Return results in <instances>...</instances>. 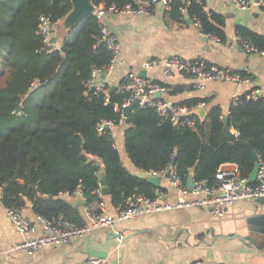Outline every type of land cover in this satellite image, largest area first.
Returning <instances> with one entry per match:
<instances>
[{
	"label": "trees",
	"instance_id": "obj_1",
	"mask_svg": "<svg viewBox=\"0 0 264 264\" xmlns=\"http://www.w3.org/2000/svg\"><path fill=\"white\" fill-rule=\"evenodd\" d=\"M133 1L91 0L95 6ZM180 5L177 2L169 10L174 19L182 16ZM71 9V0H0V190L5 207L23 211L29 200L36 215L63 216L83 225L80 206L64 194L81 185L86 196L82 206H92L103 174L115 208L124 207L136 193L155 197L161 186L126 166L111 128L98 130V124L105 122L126 123L125 152L136 170H160L173 164L186 182L191 174L211 182L221 164L236 163L242 175L250 176L255 153L264 154L263 97H237L227 126L221 106L210 105V98L178 102L189 110L207 108L203 123L190 114L197 120L195 127L174 126L150 105H136L125 116L122 104L128 94L118 86L86 92L92 69H106L112 58L95 14L72 27L61 44L44 48L36 32L39 14H50L55 29ZM187 10L192 18H200L202 32L226 41L222 14L207 11L198 2ZM237 33L264 46V36L253 30L237 26ZM160 83L170 88L171 95L191 88ZM229 141L235 143L233 150Z\"/></svg>",
	"mask_w": 264,
	"mask_h": 264
},
{
	"label": "crops",
	"instance_id": "obj_2",
	"mask_svg": "<svg viewBox=\"0 0 264 264\" xmlns=\"http://www.w3.org/2000/svg\"><path fill=\"white\" fill-rule=\"evenodd\" d=\"M205 10H213L225 18L226 41H214L202 32L188 13L174 19L161 3L155 4L147 15L108 14L106 22L118 35L121 55L113 68L98 83L118 86L129 71L146 70L156 81L184 84L190 89L162 97L178 103L188 98H210L219 104L223 115H228L232 102L251 88L264 89V57L248 52L237 42V26H243L264 36V15L254 7L237 8L232 0H204ZM56 44H61L64 31L59 24L55 29ZM189 60L203 59L231 72L247 77L242 81L210 80L199 88L196 76L185 72L166 75L163 66L147 70L149 59L163 60L169 57ZM110 128L121 151L126 166L136 170L124 147L126 123H110ZM234 141L228 148L234 149ZM166 199L176 201L180 194L168 176L160 177ZM67 196V195H64ZM194 198L193 194H188ZM71 199V198H70ZM101 198L96 196L92 207ZM108 212L115 214L109 195H103ZM83 215V206H80ZM25 215L36 222L31 202L23 209ZM84 217V216H83ZM85 220V219H84ZM113 230L115 233H111ZM22 234L13 226L0 195V264H88L92 258H101L94 264H264V202L241 199L230 206L223 216H214L203 205L172 210L150 212L120 222L115 229L97 227L84 237L60 245L45 246L28 254L14 249L22 240Z\"/></svg>",
	"mask_w": 264,
	"mask_h": 264
},
{
	"label": "built area",
	"instance_id": "obj_3",
	"mask_svg": "<svg viewBox=\"0 0 264 264\" xmlns=\"http://www.w3.org/2000/svg\"><path fill=\"white\" fill-rule=\"evenodd\" d=\"M181 3L180 11L184 15L188 13V6L194 2L204 4V0H134L125 5H117L115 3L95 6L93 14L98 18L101 29V40L106 43L112 51V58L106 69L93 68L90 77L85 82L86 92L94 91L95 93L102 90L103 85L98 83V76L102 70H109L114 67L116 61L121 55V42L116 33H114L106 22L108 14H139L147 15L155 4L161 3L163 7L169 11L175 3ZM234 5L239 9L248 7L256 8L264 15V0H232ZM194 22L200 27L201 21L197 15L193 17ZM37 34L41 36L43 46L52 43L54 36V28L51 22V15L40 13L38 17ZM214 41H220V38L213 34L207 35ZM237 42L242 45L248 52L258 54L264 57V46L258 45L248 38L243 37L239 33L236 34ZM158 65L163 66L166 75H174L176 73L191 72L196 76V86L202 88L205 83L210 80L220 81H242L247 77L238 72H231L217 65L208 63L206 60H189L182 57H169L163 60L149 59L145 62L147 70L153 69ZM118 89L128 94L122 107H126L135 99H139L137 106L144 108L150 105L156 109L158 114L170 119L174 126H190L195 127L197 120L190 116L189 109L185 105H181L170 101L166 97L156 98L154 94H169L170 88L166 84H161L149 76H140L135 71H129L126 77L118 85ZM247 99L257 100L264 98V89L260 87L251 88L245 93ZM108 100V98H106ZM105 123L98 124V130H104ZM235 133L237 131L234 130ZM258 169L256 179L252 180L250 176L241 174L236 163L221 164L214 175L213 181L206 178L194 179V186L189 187L188 181H184L175 168V165L157 170H146L149 176L164 177L170 173V181L178 190L180 196L176 201L166 199V192L163 189H157L156 195L150 198L142 193H136L129 197L124 207L112 214L106 209L103 194L100 188L97 190L98 196L101 198L98 206H83V216L85 223L76 225L73 221L59 216L56 218H46L42 215H36L35 220L40 225L41 232L37 234L35 222L24 214L22 210L6 207V212L13 223L14 228L22 234V240L14 246V249L24 251L28 254H34L41 248L50 245H60L68 243L77 237H84L97 227L107 229H115L120 222L130 220L134 217L150 213L172 210L175 208H186L196 205H203L208 208L214 216H223L227 209L241 199H255L264 197V154H257ZM193 194L194 198H189L188 194ZM70 198L81 197L85 201L86 196L82 186H78L74 191L67 192ZM101 258H92L88 260V264L99 263ZM194 264H202L197 261ZM224 264V263H222Z\"/></svg>",
	"mask_w": 264,
	"mask_h": 264
},
{
	"label": "water",
	"instance_id": "obj_4",
	"mask_svg": "<svg viewBox=\"0 0 264 264\" xmlns=\"http://www.w3.org/2000/svg\"><path fill=\"white\" fill-rule=\"evenodd\" d=\"M72 2V9L64 16V18L61 20L59 23V27L61 30L64 31V36L66 33L74 27L79 21H81L83 18H85L87 15L92 14L95 10V5L91 2V0H71ZM52 43L57 42V37L54 35L51 39ZM63 48V46H62ZM108 71L107 70H102L100 72L101 75H105ZM140 76H148V73L146 70H143L139 72ZM154 97L160 98L162 97L161 92H156L154 94ZM139 99L133 100L131 104L126 106L124 108L125 111V116H128L129 112L139 103ZM22 109V105L18 106L17 111H20ZM189 114L191 115H196L200 122L203 123L207 117V108L204 105H200L198 107L192 108L189 110ZM224 123L227 126L228 124V115H224ZM106 128H110V123L105 124ZM255 159V166L254 169L252 170L250 177L252 180L256 179L257 175V169H258V157L257 154L255 153L254 155ZM135 174L139 177L146 178L149 182L153 183L155 186H159L160 184V177H154V176H149L147 172L142 171V170H135ZM167 176H170V173L168 172ZM194 175L191 174L188 179V186L193 187L194 186ZM101 192L103 195H108L109 194V187H108V181L107 177L105 174L102 175L101 178ZM2 194V191L0 190V195ZM261 202H264V197L259 198ZM70 201L77 207L82 206L84 204V201L81 197H74L71 198ZM27 202L30 203L28 200ZM111 233H115L113 230H111Z\"/></svg>",
	"mask_w": 264,
	"mask_h": 264
},
{
	"label": "rangeland",
	"instance_id": "obj_5",
	"mask_svg": "<svg viewBox=\"0 0 264 264\" xmlns=\"http://www.w3.org/2000/svg\"><path fill=\"white\" fill-rule=\"evenodd\" d=\"M55 29H57V26H56V28ZM54 29V30H55ZM118 148H119V150L120 151H122L123 150V146H121V143L119 142V144H118ZM124 162L127 164V161L124 159Z\"/></svg>",
	"mask_w": 264,
	"mask_h": 264
}]
</instances>
